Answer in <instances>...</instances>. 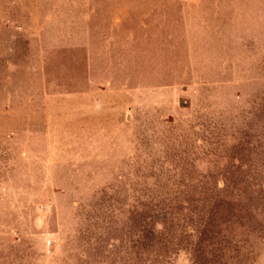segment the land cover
<instances>
[{
  "label": "rangeland",
  "instance_id": "obj_1",
  "mask_svg": "<svg viewBox=\"0 0 264 264\" xmlns=\"http://www.w3.org/2000/svg\"><path fill=\"white\" fill-rule=\"evenodd\" d=\"M0 264H264V0H0Z\"/></svg>",
  "mask_w": 264,
  "mask_h": 264
}]
</instances>
